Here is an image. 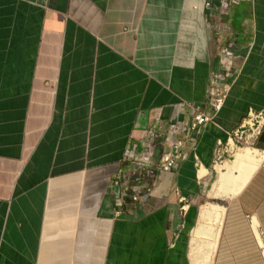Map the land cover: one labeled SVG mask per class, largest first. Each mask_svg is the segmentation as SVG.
Masks as SVG:
<instances>
[{"label":"crops","instance_id":"0c3cea01","mask_svg":"<svg viewBox=\"0 0 264 264\" xmlns=\"http://www.w3.org/2000/svg\"><path fill=\"white\" fill-rule=\"evenodd\" d=\"M223 1L0 0V264H192L215 148L264 108V0ZM229 42L237 72L221 109L145 202L115 214L109 185L127 138L155 108L173 120L189 119L181 100L207 110V77ZM255 141L264 149V125ZM176 190L190 200L183 214ZM234 205L256 210L264 264V200Z\"/></svg>","mask_w":264,"mask_h":264},{"label":"built area","instance_id":"2783aa9c","mask_svg":"<svg viewBox=\"0 0 264 264\" xmlns=\"http://www.w3.org/2000/svg\"><path fill=\"white\" fill-rule=\"evenodd\" d=\"M242 0L223 1V6L238 3ZM218 66L210 71L207 77L204 104L207 110L195 106L192 102L181 100L177 103L180 111H187L189 119L173 120L164 119L160 108H155L152 121L140 131L139 136L130 135L124 147L121 166L110 180L113 188L114 213L119 214L124 202L129 200L133 204H142L153 193L159 177L162 174L172 173L177 166L178 159L183 156L181 148L186 139L190 138L192 131L199 132L201 126L213 120L221 109L229 93L231 84L236 76L234 68L235 54L230 42L223 44L217 49ZM264 125V108L254 110L249 108L246 116L238 128L233 130L225 143L219 142L215 148V156L221 148L233 141H240L252 145ZM249 131V133H246ZM176 138L175 142L169 143L168 147L161 150L159 158L154 157L158 145ZM215 161V157H214ZM177 201L183 214L188 204L184 196L178 194Z\"/></svg>","mask_w":264,"mask_h":264},{"label":"rangeland","instance_id":"374dc122","mask_svg":"<svg viewBox=\"0 0 264 264\" xmlns=\"http://www.w3.org/2000/svg\"><path fill=\"white\" fill-rule=\"evenodd\" d=\"M249 133V131H246ZM252 149L257 151V153H264V149L259 148L256 144V141L253 142L252 145H247L240 141H233V143H229L221 148V150L216 154L214 161L213 174L207 182L206 190L198 199V213L200 207L207 202L216 203L220 205L224 211V220L222 224L221 234H219V238L216 241V245L214 248H211L208 256H202L199 253V249H196L195 254L193 250V234L191 238V252H190V235L192 229L196 226V222L189 234V257L192 264H260V247H258L256 240L253 238V233L250 230L251 217L254 215V211L252 210L251 214H245V216H241L238 212L242 211L238 208H235V202L237 201H263L264 200V167L256 171L250 180L248 181L246 187L236 195L232 200H226L223 196L212 198L209 196V189L212 188L213 183L216 181L218 174L225 173L228 171L226 164L232 161L236 155V153L241 152L243 149ZM251 153V152H250ZM233 174L237 176L238 171H234ZM110 187V185H109ZM255 187V190L250 192L251 188ZM111 189V187H110ZM113 190V189H112ZM212 190V189H211ZM108 192V187L106 189ZM111 194H109L110 196ZM113 198V194H112ZM189 204L190 200L187 199ZM198 217V214H197ZM255 217V216H254ZM256 218V217H255ZM259 221V220H258ZM245 223V229L242 231V224ZM259 232L262 236V245H264L263 238V230H262V222L259 221ZM239 233H248L249 239L245 241H241L238 238ZM247 236V234H246ZM203 244V242H202ZM201 248V247H200ZM191 255V256H190Z\"/></svg>","mask_w":264,"mask_h":264},{"label":"bare ground","instance_id":"6f19581e","mask_svg":"<svg viewBox=\"0 0 264 264\" xmlns=\"http://www.w3.org/2000/svg\"><path fill=\"white\" fill-rule=\"evenodd\" d=\"M262 164L264 165V153H257V151L248 148L236 153L234 159L226 164L228 171L218 174L211 188V195L225 198L233 196L239 192L257 167ZM234 171H238L239 174L235 176ZM222 207L210 202L203 205L200 210L198 224L192 233L194 254L196 249H199L198 254L202 253L201 255L205 257L204 261H206L210 249L215 247L224 212Z\"/></svg>","mask_w":264,"mask_h":264}]
</instances>
